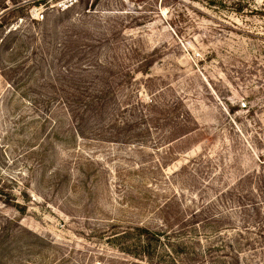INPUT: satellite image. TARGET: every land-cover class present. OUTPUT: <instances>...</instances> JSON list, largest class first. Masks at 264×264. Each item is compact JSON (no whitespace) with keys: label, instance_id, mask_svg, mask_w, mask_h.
Returning a JSON list of instances; mask_svg holds the SVG:
<instances>
[{"label":"rangeland","instance_id":"obj_1","mask_svg":"<svg viewBox=\"0 0 264 264\" xmlns=\"http://www.w3.org/2000/svg\"><path fill=\"white\" fill-rule=\"evenodd\" d=\"M55 1L0 0V264H264V0Z\"/></svg>","mask_w":264,"mask_h":264},{"label":"built area","instance_id":"obj_2","mask_svg":"<svg viewBox=\"0 0 264 264\" xmlns=\"http://www.w3.org/2000/svg\"><path fill=\"white\" fill-rule=\"evenodd\" d=\"M79 2H80V0H56L55 6L62 9V10H65V9L70 8Z\"/></svg>","mask_w":264,"mask_h":264},{"label":"trees","instance_id":"obj_3","mask_svg":"<svg viewBox=\"0 0 264 264\" xmlns=\"http://www.w3.org/2000/svg\"><path fill=\"white\" fill-rule=\"evenodd\" d=\"M139 230H143L142 228H138ZM153 235V234H152ZM155 235H157V236H159L160 234L159 233H157V234H155Z\"/></svg>","mask_w":264,"mask_h":264}]
</instances>
